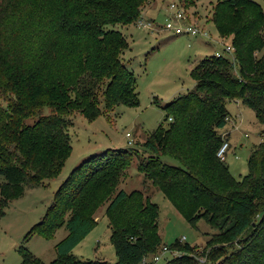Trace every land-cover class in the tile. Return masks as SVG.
<instances>
[{
    "label": "trees",
    "instance_id": "16d2710c",
    "mask_svg": "<svg viewBox=\"0 0 264 264\" xmlns=\"http://www.w3.org/2000/svg\"><path fill=\"white\" fill-rule=\"evenodd\" d=\"M150 1L0 0V216L26 188L60 174L71 152V114L93 121L116 106H137L136 79L122 61L128 43L113 27L135 21ZM180 1L194 7L198 0ZM210 21L234 47L235 63L200 60L193 89L162 107L167 124L142 143L150 155L138 170L190 225L203 221L214 230L197 251L203 262L188 257L195 246L175 239L167 246L183 254L164 264H264V141L250 150L241 180L217 157L229 101H241L264 126V10L253 0H217ZM133 155L137 149L108 148L61 183L24 236L51 238L65 228L48 264H111L72 254L106 202L113 264H151L143 259L162 245L158 206L143 190H117ZM19 253L20 264H43L25 248Z\"/></svg>",
    "mask_w": 264,
    "mask_h": 264
},
{
    "label": "rangeland",
    "instance_id": "374dc122",
    "mask_svg": "<svg viewBox=\"0 0 264 264\" xmlns=\"http://www.w3.org/2000/svg\"><path fill=\"white\" fill-rule=\"evenodd\" d=\"M216 1L198 0L194 7H190L180 0H151L142 6L135 21L113 27L123 34L128 43L122 61L136 79L138 104L135 107L116 106L93 121L86 120L77 111L71 114L72 126L68 130L71 152L60 174L45 181L44 185L26 188L21 197L10 201L3 209L4 214L0 216V264H20L21 247L43 264H48L56 257L55 245L67 234L64 227L57 229L51 238L33 234L26 240L24 236L44 218L54 201L56 190L71 171L87 158L102 154L108 148L137 149L138 155H133L117 190L122 189L127 193L145 191L151 202L158 206V233L162 244L170 245L175 239L184 237V242L197 248L196 252L188 253V257L204 261L197 251H202L209 237L207 233H213L214 230L203 221H199L196 227L190 225L163 193L151 186L150 181L143 182V174L138 168L139 163L150 155L143 150L142 143L159 124H167V121H163L165 112L162 107L193 89L195 80L191 77V70L201 59L223 53V44H229V41L219 36L210 21L212 6ZM253 1L258 2L264 10L263 0ZM176 2L183 4L190 15V22L208 31L210 38L203 34L174 35L162 29L172 16L169 5ZM139 20L152 22L153 26L139 25ZM227 109L230 120L222 132L227 135L229 131L230 148L225 163L234 178L241 180L248 172L250 150L253 145L264 141V135L261 134L264 126L257 122L254 112L239 100L229 101ZM127 132L130 137H126ZM162 160L167 164H178L170 157H163ZM107 203L95 213L96 222L91 231L72 250L77 258L115 263L111 231L105 215ZM164 263L162 260L159 264Z\"/></svg>",
    "mask_w": 264,
    "mask_h": 264
},
{
    "label": "built area",
    "instance_id": "2783aa9c",
    "mask_svg": "<svg viewBox=\"0 0 264 264\" xmlns=\"http://www.w3.org/2000/svg\"><path fill=\"white\" fill-rule=\"evenodd\" d=\"M168 10L172 13V16L166 20V24L162 27L163 30L171 31L174 35L189 34L192 36H197L199 34H203L205 37L210 38L208 31L203 30L199 27V25L190 22V15L187 14L186 9L181 2L171 3L168 7ZM178 22H181L183 24L178 25ZM138 24L149 27L153 26L152 22H144L143 20H139ZM219 43H222V41H219ZM215 56L227 57L235 63L234 47L230 43L223 44V53L218 52ZM229 120L230 119L228 118V121ZM223 135L225 136L226 134L223 133ZM130 136V133L127 132L126 137ZM128 143L130 144V141ZM229 148L230 144L228 140L224 139L217 151V157L220 160L225 161L226 153ZM184 240V237L180 239L181 242H184ZM182 254L183 253L181 251L176 249H170L166 244H162L155 254L150 255L149 257H145L143 259V263L150 262L151 264H159L162 260L166 262L170 259V257H180L182 256ZM167 257H169V259H167Z\"/></svg>",
    "mask_w": 264,
    "mask_h": 264
},
{
    "label": "crops",
    "instance_id": "0c3cea01",
    "mask_svg": "<svg viewBox=\"0 0 264 264\" xmlns=\"http://www.w3.org/2000/svg\"><path fill=\"white\" fill-rule=\"evenodd\" d=\"M227 138H228V140H229V131H228V134H227V136H226Z\"/></svg>",
    "mask_w": 264,
    "mask_h": 264
}]
</instances>
